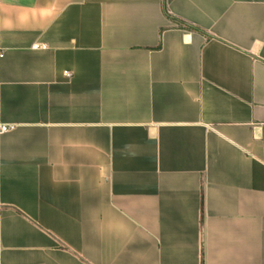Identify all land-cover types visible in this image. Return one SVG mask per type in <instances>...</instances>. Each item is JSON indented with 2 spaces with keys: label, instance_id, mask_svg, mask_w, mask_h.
I'll return each instance as SVG.
<instances>
[{
  "label": "crops",
  "instance_id": "0c3cea01",
  "mask_svg": "<svg viewBox=\"0 0 264 264\" xmlns=\"http://www.w3.org/2000/svg\"><path fill=\"white\" fill-rule=\"evenodd\" d=\"M1 126L0 264H264V0H0Z\"/></svg>",
  "mask_w": 264,
  "mask_h": 264
},
{
  "label": "built area",
  "instance_id": "2783aa9c",
  "mask_svg": "<svg viewBox=\"0 0 264 264\" xmlns=\"http://www.w3.org/2000/svg\"><path fill=\"white\" fill-rule=\"evenodd\" d=\"M64 75H65L67 78L72 77V74L69 73V72H64ZM10 129H11V127L1 126V127H0V132H7V131L10 130Z\"/></svg>",
  "mask_w": 264,
  "mask_h": 264
}]
</instances>
